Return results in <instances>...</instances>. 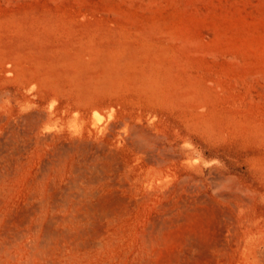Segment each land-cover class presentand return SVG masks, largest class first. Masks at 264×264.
<instances>
[{
    "label": "rangeland",
    "instance_id": "rangeland-1",
    "mask_svg": "<svg viewBox=\"0 0 264 264\" xmlns=\"http://www.w3.org/2000/svg\"><path fill=\"white\" fill-rule=\"evenodd\" d=\"M0 264H264V0H0Z\"/></svg>",
    "mask_w": 264,
    "mask_h": 264
}]
</instances>
